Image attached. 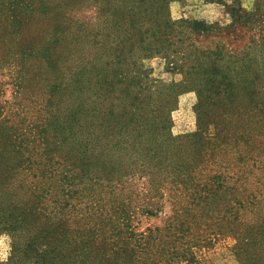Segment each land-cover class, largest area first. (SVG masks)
I'll return each instance as SVG.
<instances>
[{
    "label": "trees",
    "instance_id": "trees-1",
    "mask_svg": "<svg viewBox=\"0 0 264 264\" xmlns=\"http://www.w3.org/2000/svg\"><path fill=\"white\" fill-rule=\"evenodd\" d=\"M174 1L0 0V264H193L220 240L264 264V0H202L222 25Z\"/></svg>",
    "mask_w": 264,
    "mask_h": 264
},
{
    "label": "rangeland",
    "instance_id": "rangeland-1",
    "mask_svg": "<svg viewBox=\"0 0 264 264\" xmlns=\"http://www.w3.org/2000/svg\"><path fill=\"white\" fill-rule=\"evenodd\" d=\"M243 6L248 7V0H241ZM169 14L171 19H195L202 20L206 23L218 22L220 25L227 23V15L224 13L220 5L204 3L202 0H178L169 4ZM192 40L200 45H204L211 38L194 36ZM142 65L148 71L149 79L162 82L179 81L180 76L174 73L171 64L161 55H154L142 61ZM6 78L3 77L4 81ZM9 94L8 87L4 92V98ZM195 102L194 94L191 92L180 95L177 99V104L171 113L172 119V135L191 132L194 130V116L192 113V105ZM169 214V207L164 204L162 211L154 216H141L137 221L139 231L149 227H160L164 216ZM228 240H220L208 249L201 250L197 253V260L193 264H237L233 259ZM7 239L0 238V261H2L7 253Z\"/></svg>",
    "mask_w": 264,
    "mask_h": 264
}]
</instances>
